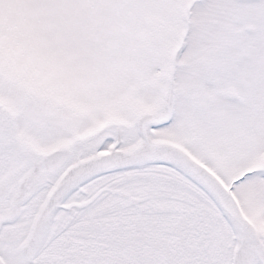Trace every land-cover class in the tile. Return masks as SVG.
Here are the masks:
<instances>
[{
    "label": "snow or ice",
    "instance_id": "snow-or-ice-1",
    "mask_svg": "<svg viewBox=\"0 0 264 264\" xmlns=\"http://www.w3.org/2000/svg\"><path fill=\"white\" fill-rule=\"evenodd\" d=\"M0 264H264V0H0Z\"/></svg>",
    "mask_w": 264,
    "mask_h": 264
}]
</instances>
